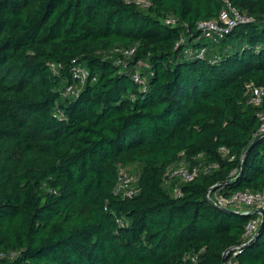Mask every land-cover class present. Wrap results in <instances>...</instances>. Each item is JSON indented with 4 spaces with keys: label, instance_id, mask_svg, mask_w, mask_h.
I'll use <instances>...</instances> for the list:
<instances>
[{
    "label": "trees",
    "instance_id": "obj_1",
    "mask_svg": "<svg viewBox=\"0 0 264 264\" xmlns=\"http://www.w3.org/2000/svg\"><path fill=\"white\" fill-rule=\"evenodd\" d=\"M149 1L0 0V264H224L243 244L225 263L264 264V226L245 240L252 217L206 196L264 192V99L248 93L264 85V0ZM227 1L252 21L203 37ZM116 48L136 49L126 67ZM181 161L219 168L175 197L165 174ZM134 166L137 195L115 194Z\"/></svg>",
    "mask_w": 264,
    "mask_h": 264
},
{
    "label": "built area",
    "instance_id": "obj_2",
    "mask_svg": "<svg viewBox=\"0 0 264 264\" xmlns=\"http://www.w3.org/2000/svg\"><path fill=\"white\" fill-rule=\"evenodd\" d=\"M128 3H134L141 8H148L151 6L149 0H126ZM252 21L251 18L246 17L241 14L238 9H236L231 2L227 1L223 10L220 13L218 19L203 20L198 23V29L203 37L221 39L225 35L229 34L236 26L241 23H248ZM165 24L175 26L177 19L173 16H168L164 20ZM136 49H119L116 48L112 50V57H115V63L118 66L126 67L128 60L134 55ZM207 50L205 48L201 49H187L185 54L197 55V58H204L206 56ZM74 65L71 68V73L75 81H78L80 85H84L86 81L91 77L90 71L85 68L82 64H77L74 60ZM147 66L146 64H138V68ZM51 67L54 69L55 65L52 64ZM148 67V66H147ZM134 81L140 84H144V80L141 75L137 72L133 76ZM96 78H93V81ZM79 89L75 86H69L66 88L64 95L74 97L77 95ZM249 93V103L254 106L261 105L264 99V85L254 86L251 85L248 88ZM62 116V114H60ZM260 119V127L258 130V135L264 137V112L258 114ZM224 155L228 154L226 148H221L220 150ZM200 155L198 158H202ZM234 159L231 157L230 160ZM219 168L218 164H207V165H193L191 166L185 161H181L177 164L170 166L165 174L166 185L171 183L175 184L173 189V194L175 197L182 196V192L179 184H186L195 181L201 174H209L214 170ZM235 180L233 178L229 181L232 183ZM227 183H219L212 186L208 193L207 199L211 204L221 210H229L237 215L250 216L251 220L247 223L243 238L249 242L254 240L258 233L260 232L261 225L264 219V192H253V191H241L232 194H226L223 190ZM138 193L135 187V179H133L126 171V169H120L118 183L115 188V194L122 195L123 197L132 198ZM245 245L232 247L228 250L227 257L233 254V257L244 247ZM225 264H235L232 259H230Z\"/></svg>",
    "mask_w": 264,
    "mask_h": 264
},
{
    "label": "water",
    "instance_id": "obj_3",
    "mask_svg": "<svg viewBox=\"0 0 264 264\" xmlns=\"http://www.w3.org/2000/svg\"><path fill=\"white\" fill-rule=\"evenodd\" d=\"M258 140H259L258 138L255 139V141H253V143H251V145H250L249 148L247 149V151H246V153H245V155H244V157H243L242 167H243V165H244L245 159H246V157H247L249 151L255 146V144L257 143ZM241 174H242V171H241ZM241 174H240V175H241ZM263 226H264V219H263V222H262V225H261V229H260V230H262ZM227 254H228V250L224 253V258H223V263H224V264H225L226 259H227Z\"/></svg>",
    "mask_w": 264,
    "mask_h": 264
},
{
    "label": "rangeland",
    "instance_id": "obj_4",
    "mask_svg": "<svg viewBox=\"0 0 264 264\" xmlns=\"http://www.w3.org/2000/svg\"><path fill=\"white\" fill-rule=\"evenodd\" d=\"M139 168L137 166H134L132 168H128L126 169L127 173L133 178V179H136V174H137V170Z\"/></svg>",
    "mask_w": 264,
    "mask_h": 264
}]
</instances>
